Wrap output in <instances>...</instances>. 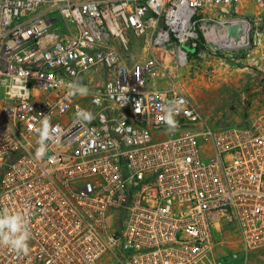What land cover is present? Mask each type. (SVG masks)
<instances>
[{
    "label": "built area",
    "instance_id": "obj_1",
    "mask_svg": "<svg viewBox=\"0 0 264 264\" xmlns=\"http://www.w3.org/2000/svg\"><path fill=\"white\" fill-rule=\"evenodd\" d=\"M252 2L264 7L0 0V213L21 214L31 234L27 254L0 245V264H248L264 253V109L210 124L162 58L129 54L134 39L182 69L237 58L258 24L229 11ZM74 83L87 94H70ZM45 118L58 131L37 159ZM226 227L240 246L218 255Z\"/></svg>",
    "mask_w": 264,
    "mask_h": 264
},
{
    "label": "rangeland",
    "instance_id": "obj_2",
    "mask_svg": "<svg viewBox=\"0 0 264 264\" xmlns=\"http://www.w3.org/2000/svg\"><path fill=\"white\" fill-rule=\"evenodd\" d=\"M253 17L258 24V43L254 49L237 58L197 56L189 65L182 69L174 61L165 57V51L149 52L140 40L132 39L129 51L133 63L143 62L146 59L159 57L164 60L165 68L182 90L194 101L201 114L211 124H221L238 120L239 115H246V111L254 96V87L257 76L252 69L254 62L247 63L252 54L264 57V7L257 3H245L236 6L231 13ZM184 49L194 53L189 44ZM152 78L155 80L156 75ZM163 82L157 81L156 84ZM219 240L218 255H228L237 251L239 237L234 228H224L223 235H216ZM248 264H264V253H254L249 257Z\"/></svg>",
    "mask_w": 264,
    "mask_h": 264
},
{
    "label": "clouds",
    "instance_id": "obj_3",
    "mask_svg": "<svg viewBox=\"0 0 264 264\" xmlns=\"http://www.w3.org/2000/svg\"><path fill=\"white\" fill-rule=\"evenodd\" d=\"M70 94H87V88L80 84H72L70 87ZM78 116L80 113L77 114ZM85 118L88 120L92 119L90 113L85 114ZM164 122L168 125L169 130H174L176 123L173 119V110L166 112L163 117ZM39 132L38 144L39 147L36 150L37 159L43 158L47 151L46 141L52 139V133L58 131L53 129L49 120L45 118L42 121V127L37 129ZM31 237L30 231L28 230L24 218L21 214H9L7 210L0 213V245L10 246L15 251L23 252L27 254L29 251L28 241Z\"/></svg>",
    "mask_w": 264,
    "mask_h": 264
},
{
    "label": "crops",
    "instance_id": "obj_4",
    "mask_svg": "<svg viewBox=\"0 0 264 264\" xmlns=\"http://www.w3.org/2000/svg\"><path fill=\"white\" fill-rule=\"evenodd\" d=\"M241 13L242 11H239V14ZM245 61L250 64L251 62H254V68L252 69V71L254 72V76H257V80L253 90L254 96L251 101L252 109L249 113V115L253 117L257 114L258 111L264 109V57L261 54H252L247 59H245ZM261 89L262 91H260ZM243 116V114L239 115L238 119Z\"/></svg>",
    "mask_w": 264,
    "mask_h": 264
},
{
    "label": "water",
    "instance_id": "obj_5",
    "mask_svg": "<svg viewBox=\"0 0 264 264\" xmlns=\"http://www.w3.org/2000/svg\"><path fill=\"white\" fill-rule=\"evenodd\" d=\"M215 50H218V48L216 46H212Z\"/></svg>",
    "mask_w": 264,
    "mask_h": 264
}]
</instances>
